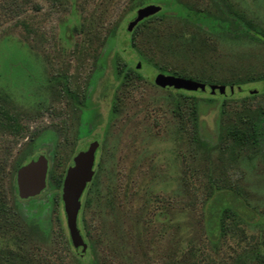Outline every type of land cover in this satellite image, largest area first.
Instances as JSON below:
<instances>
[{
  "label": "rangeland",
  "instance_id": "1",
  "mask_svg": "<svg viewBox=\"0 0 264 264\" xmlns=\"http://www.w3.org/2000/svg\"><path fill=\"white\" fill-rule=\"evenodd\" d=\"M147 4L166 10L129 48L126 24ZM188 8L204 15L194 20ZM230 12L264 31V0H0V110L21 128L0 126L9 208L0 249L22 239L34 264H264V141L230 136L264 111V45L242 36ZM125 63H139L141 78L120 83ZM158 75L221 85L225 97L187 92L193 120L192 100L155 86ZM92 140L94 178L77 225L87 247L77 258L56 245L54 215L64 221V173ZM29 150L47 160L46 183L20 200L10 178ZM218 191L239 197L246 218L229 214L211 237L205 205Z\"/></svg>",
  "mask_w": 264,
  "mask_h": 264
},
{
  "label": "trees",
  "instance_id": "2",
  "mask_svg": "<svg viewBox=\"0 0 264 264\" xmlns=\"http://www.w3.org/2000/svg\"><path fill=\"white\" fill-rule=\"evenodd\" d=\"M165 7L162 6L161 10L159 13H163L165 11ZM231 16H233V25H238L240 27V34L246 38H249L255 42L261 43L264 45V31L255 25H253L251 22L243 19L241 16L235 14L234 12H230ZM158 14V13H157ZM185 14L193 18L194 20H199L204 14L200 10H193L188 8L185 11ZM156 15V14H155ZM227 16V14H226ZM153 16L147 17L140 21L138 24L135 25V27L132 29L131 32H127L126 29L125 31L128 33L129 39H128V47L132 48L133 46V33L135 30H137L142 24H144L145 21L150 20ZM118 76L120 78V83H123L124 80L130 78L132 75H136V77L141 78L139 73L137 72L135 65L134 66H129V64L125 63L121 67H119ZM180 77V76H178ZM184 78V77H182ZM189 79V78H186ZM192 80V79H190ZM195 81V80H194ZM262 83H264V79L260 80ZM198 82V81H197ZM231 87V90L233 87H235L238 90V84L233 85L230 84L228 88ZM172 93L177 95L178 97H182L186 99L189 97L191 101V116L193 117V120H195V104H194V96H188L187 91H182V90H170ZM67 92V91H66ZM67 94H69L67 92ZM250 94V93H249ZM72 97L75 98L72 94H69ZM211 95L208 97L210 98ZM220 98H224V94L219 95ZM181 98V99H182ZM2 102H5L4 98L0 97ZM175 101V109L176 111H181V104L179 103V99L174 100ZM0 118L2 119L0 126L2 129L8 130L11 134L18 135L21 132V128L18 125V119L14 116H11L2 110H0ZM230 136L234 137L235 140L241 145V146H254L257 147L259 140L264 141V111H260L259 113L256 114L255 118L252 119L248 125L242 129H234L233 131L230 132ZM34 158V152L29 150L26 152L18 161H16L11 178H10V184H9V190L11 193L16 197L15 193V184H14V174L16 170L30 161L31 159ZM4 176H3V170L0 169V183L2 182ZM61 178H59L58 181V186L60 185ZM94 178V170H93V175L90 179V181L87 183V186L92 182ZM86 186V188H87ZM85 188V190H86ZM85 192V191H84ZM43 191L41 192V194ZM84 194V193H83ZM57 204L58 206H62L60 197H57ZM56 204V205H57ZM82 208V201L80 205V210ZM7 206V200L5 199V194L3 189L1 188L0 185V214L5 213L8 210ZM63 212V211H62ZM79 213L77 216V225L78 222H81L79 219ZM229 214H233L237 217L240 218H246L244 215V205L240 201L239 197H237L233 192H222L218 191L212 194V196L209 198L208 202L205 205V227L206 231L209 234V236H215V234H220L223 232V225H224V217L228 216ZM64 217V215H63ZM54 220H55V225H56V231L54 233L53 239L57 243L56 245L58 247H61L62 251H69L72 250V246L69 241L68 237V232L66 229V225L63 221V218L59 212L55 213L54 215ZM78 228V226H77ZM30 229V234H32V230H34L33 227L29 228ZM79 230V229H78ZM80 233V231H79ZM81 235V233H80ZM82 237V236H81ZM12 248L8 247V245L4 248L0 249V258H5L7 262H11L12 264L19 263V261H23L25 264H34V260L32 258H29V253L25 249V244L22 241V239L19 238H14V241L12 243ZM37 250V249H36ZM74 251V250H73ZM4 254V256H3ZM74 255L77 258H83L82 256H77L75 253ZM43 264V263H42ZM47 264V263H44Z\"/></svg>",
  "mask_w": 264,
  "mask_h": 264
},
{
  "label": "water",
  "instance_id": "3",
  "mask_svg": "<svg viewBox=\"0 0 264 264\" xmlns=\"http://www.w3.org/2000/svg\"><path fill=\"white\" fill-rule=\"evenodd\" d=\"M160 10L161 7L155 4H147L137 8L133 18L126 24V31L131 32L136 24L159 13ZM139 67L140 64L136 63L135 68L138 69ZM153 83L161 89L168 90H182L209 95L224 93L221 85L214 86L178 76L158 75L154 77ZM229 91H231V87ZM249 93L254 94L255 91H249ZM97 147V141H92L84 150L75 153L71 164L64 173L63 186L60 189V200L69 241L77 256L84 255L87 247L77 228V216L80 210V197L93 175ZM47 166L45 157L38 155L16 170L14 184L16 195L20 200L33 198L44 190Z\"/></svg>",
  "mask_w": 264,
  "mask_h": 264
},
{
  "label": "flooded vegetation",
  "instance_id": "4",
  "mask_svg": "<svg viewBox=\"0 0 264 264\" xmlns=\"http://www.w3.org/2000/svg\"><path fill=\"white\" fill-rule=\"evenodd\" d=\"M92 141H96V140H92ZM92 141H90V142H92ZM90 142H89V143H90ZM89 143H88V144H89ZM97 143H98V142H97ZM88 144H87V145H88ZM98 146H99V144H98ZM86 147H87V146H86ZM97 150H98V147H97V149H96V151H95V154H96ZM95 158H96V157H94V162H95Z\"/></svg>",
  "mask_w": 264,
  "mask_h": 264
}]
</instances>
